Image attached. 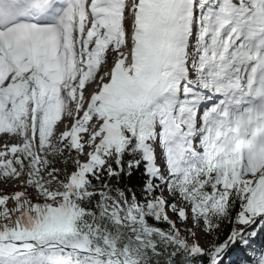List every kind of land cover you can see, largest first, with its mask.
I'll use <instances>...</instances> for the list:
<instances>
[{
	"label": "snow or ice",
	"instance_id": "obj_1",
	"mask_svg": "<svg viewBox=\"0 0 264 264\" xmlns=\"http://www.w3.org/2000/svg\"><path fill=\"white\" fill-rule=\"evenodd\" d=\"M0 138V264H264V0H0Z\"/></svg>",
	"mask_w": 264,
	"mask_h": 264
},
{
	"label": "bare ground",
	"instance_id": "obj_2",
	"mask_svg": "<svg viewBox=\"0 0 264 264\" xmlns=\"http://www.w3.org/2000/svg\"><path fill=\"white\" fill-rule=\"evenodd\" d=\"M3 143H4V142H3V139L1 138V139H0V147H3Z\"/></svg>",
	"mask_w": 264,
	"mask_h": 264
},
{
	"label": "trees",
	"instance_id": "obj_3",
	"mask_svg": "<svg viewBox=\"0 0 264 264\" xmlns=\"http://www.w3.org/2000/svg\"><path fill=\"white\" fill-rule=\"evenodd\" d=\"M133 183H135V181H133Z\"/></svg>",
	"mask_w": 264,
	"mask_h": 264
},
{
	"label": "rangeland",
	"instance_id": "obj_4",
	"mask_svg": "<svg viewBox=\"0 0 264 264\" xmlns=\"http://www.w3.org/2000/svg\"><path fill=\"white\" fill-rule=\"evenodd\" d=\"M1 139V138H0Z\"/></svg>",
	"mask_w": 264,
	"mask_h": 264
}]
</instances>
